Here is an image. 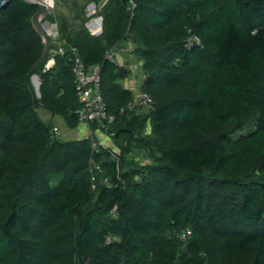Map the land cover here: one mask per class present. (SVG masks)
Instances as JSON below:
<instances>
[{"label":"trees","instance_id":"16d2710c","mask_svg":"<svg viewBox=\"0 0 264 264\" xmlns=\"http://www.w3.org/2000/svg\"><path fill=\"white\" fill-rule=\"evenodd\" d=\"M132 2L75 0L73 17L43 20L59 37L36 71L40 100L69 129L82 105L72 48L102 67L113 121L97 150L60 140L35 107L41 6L1 10L0 264H264V0ZM91 3L100 35L87 28ZM191 34L202 44L187 49ZM123 44L142 62L152 108L134 106L130 66L106 58Z\"/></svg>","mask_w":264,"mask_h":264},{"label":"built area","instance_id":"2783aa9c","mask_svg":"<svg viewBox=\"0 0 264 264\" xmlns=\"http://www.w3.org/2000/svg\"><path fill=\"white\" fill-rule=\"evenodd\" d=\"M130 3H132L134 7L132 0H130ZM88 28L93 35H100L99 33L102 31V26L98 27L95 24V21H91L90 24H88ZM50 36L52 40H57L59 33H50ZM201 44V39L197 35L191 34L186 41L185 47L187 49H191L196 46H200ZM131 48V45L127 47H113L108 51L106 58L109 61L116 62L121 65V61L118 60L119 54L132 53L133 48ZM72 53L74 57L73 71L75 75V84L80 102L82 104L77 110L79 118V127L77 130L82 133V136L79 139L91 140L93 149L97 150L99 147L106 144V139H108L106 132L108 131L109 124L113 121V118L108 116L107 105L104 101L101 90L102 67L100 65H96L87 68L78 56L76 48H72ZM56 54H64V49L59 48L58 51L54 53V55ZM54 55L50 56L46 65V70H50L55 65ZM139 105H146L149 108H152L154 101L150 96L141 93L140 97L136 99L134 106ZM53 132L57 135L59 133V129L54 127ZM94 179L95 178H93V180ZM93 188H95L94 185ZM115 210L116 207L114 208V211ZM191 234L192 232L190 230H186L180 234V237L182 240H187Z\"/></svg>","mask_w":264,"mask_h":264},{"label":"rangeland","instance_id":"374dc122","mask_svg":"<svg viewBox=\"0 0 264 264\" xmlns=\"http://www.w3.org/2000/svg\"><path fill=\"white\" fill-rule=\"evenodd\" d=\"M53 1H54L53 13L55 12L57 14L66 15L68 17L74 16L75 11L72 9V6H73V2L75 0H53ZM77 1L80 3V5H83L88 0H77ZM97 10H98L97 7L94 6L92 3L87 5L86 16L89 18V21L87 23V28H88V24H90L91 21H96L98 19V18L94 17L97 13ZM48 32L49 33L58 32V25L57 24H50V28H49ZM131 55H133V54L129 53V56L132 58L131 66H133L132 68H134L131 70H133L135 73V75L133 76V79H135L134 77H136L137 79H142V77H143L142 62H138L136 57L135 56L132 57ZM129 65H130V63H129ZM125 84H126V82H124V85ZM133 91H134L136 99L138 97H140V89L138 87L134 88ZM137 107L143 108V109H149L148 106H146V105H139ZM38 113H39L40 118L46 124H53L54 127H57L59 129V133L57 134V136L60 140H65V141L74 140V139H79L82 136L81 132H79L78 130L69 129L61 117H58V116L53 117L52 114L48 110H46L45 108H39ZM249 131H250V129L246 128L241 132L233 134L232 138L237 139L239 136L249 133ZM106 142H108V139H106ZM57 180H58L57 178H55L53 180V182H52L53 186L57 185Z\"/></svg>","mask_w":264,"mask_h":264},{"label":"water","instance_id":"95a60500","mask_svg":"<svg viewBox=\"0 0 264 264\" xmlns=\"http://www.w3.org/2000/svg\"><path fill=\"white\" fill-rule=\"evenodd\" d=\"M11 1L12 0H0V12ZM25 1L32 3V4H38L41 6V9L32 18V23H33L35 30L41 35V37L44 40L45 49H44L42 57L40 58L38 63L33 67V69L31 70L30 74L27 77V83H28L29 89L33 95L35 107H36V109H39V108L43 107V104L40 100V96H41L40 79H39V76L36 75V71L47 60V58L50 54L52 45H53V40L50 36V33L48 32V30L50 28V23H49V21H43V20L47 16H49L51 13H53L54 7L50 5L48 0H25ZM124 1H125V3L129 2V0H124ZM93 5L96 6L94 3H93ZM98 19L100 20L101 26H102V18L99 17ZM101 32L99 34H101ZM87 261H88V259H87Z\"/></svg>","mask_w":264,"mask_h":264},{"label":"crops","instance_id":"0c3cea01","mask_svg":"<svg viewBox=\"0 0 264 264\" xmlns=\"http://www.w3.org/2000/svg\"><path fill=\"white\" fill-rule=\"evenodd\" d=\"M89 27H90V25H89ZM127 45L128 44H125V45L123 44V45H121V47H127ZM131 56L134 57L133 55H131ZM118 60L121 61V65H123V66L129 65V63H130L129 66L131 67V69H134V68H132L133 66H131L132 58L129 56V53L119 54ZM132 72H133L132 77L126 81L125 85L127 88H129L131 90H133L134 88H137V87L140 89L141 85L143 83V80H144V76L142 77V79H137L136 77H134L135 79H133V76L135 75V73L133 70H132ZM140 94H141V92H140Z\"/></svg>","mask_w":264,"mask_h":264},{"label":"bare ground","instance_id":"6f19581e","mask_svg":"<svg viewBox=\"0 0 264 264\" xmlns=\"http://www.w3.org/2000/svg\"><path fill=\"white\" fill-rule=\"evenodd\" d=\"M48 1H49V3H50L51 6H54V1H53V0H48ZM95 24H96L98 27H101V22H100L99 19H97V20L95 21Z\"/></svg>","mask_w":264,"mask_h":264}]
</instances>
